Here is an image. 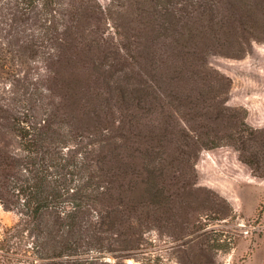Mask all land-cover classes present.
I'll use <instances>...</instances> for the list:
<instances>
[{
    "label": "trees",
    "instance_id": "16d2710c",
    "mask_svg": "<svg viewBox=\"0 0 264 264\" xmlns=\"http://www.w3.org/2000/svg\"><path fill=\"white\" fill-rule=\"evenodd\" d=\"M259 1L151 2L144 49L126 46L117 28L118 43L108 42L112 17L96 0H0V77L15 82L0 84V205L16 218L0 238V264L29 254L40 264L136 255L155 264L149 231L171 229L170 249L184 245L180 191L201 151L232 147L264 178V130L226 106L228 84L208 71L210 56L264 40ZM125 68L129 88L102 76ZM207 233L218 241L223 231Z\"/></svg>",
    "mask_w": 264,
    "mask_h": 264
},
{
    "label": "rangeland",
    "instance_id": "374dc122",
    "mask_svg": "<svg viewBox=\"0 0 264 264\" xmlns=\"http://www.w3.org/2000/svg\"><path fill=\"white\" fill-rule=\"evenodd\" d=\"M155 1L120 0L127 4V7L120 8L116 7L120 3L116 0H96L98 7L112 17L103 26L105 36L110 35L108 42L118 43L116 39L119 36L114 35V29L117 28L116 32L125 37L123 42L126 46L138 41L145 49V41L149 43L147 40L152 39V32L146 26L148 22L142 13L143 10L148 11L149 3L155 4ZM256 14L264 29V3L258 4ZM142 26H146L148 30H142ZM82 35L86 36L87 31ZM78 37L70 34V40H79ZM224 39L231 41L230 38ZM160 41L162 39L158 42ZM83 53L86 52L83 50ZM149 63L143 61L140 66L151 72ZM152 65L154 68L159 64ZM208 68L211 74L224 78L222 80L228 84L226 106L244 114L248 126L264 130V40L252 42L239 55L210 56ZM70 74L67 72L65 76ZM20 76L23 77V73ZM102 76L111 86L117 84L129 88L132 82L129 68L102 73ZM10 83L15 82L13 79L0 77L2 86L8 87ZM70 84L73 81H69V86H75ZM180 196L183 209L178 211L176 220L179 225L177 224L175 234H178L181 244L184 245L176 250L170 249L174 238L171 229L149 231L148 250L153 251L152 257L160 256L155 264H264V178L254 176L238 160V154L232 147L201 151L195 161L188 186L180 191ZM221 215H225L226 219L219 221ZM15 222L14 214L5 211L0 205V238L4 230ZM180 224H183V229ZM196 228L199 230L192 233L194 235L188 233ZM218 229L223 231L218 241H214L215 233L202 235L208 230ZM233 242L235 246L231 251L221 250V247L225 248ZM31 258L29 254V258L23 261H1L2 264H31ZM104 261L109 264H140V256L124 259L107 256ZM32 264L40 263L33 261Z\"/></svg>",
    "mask_w": 264,
    "mask_h": 264
}]
</instances>
